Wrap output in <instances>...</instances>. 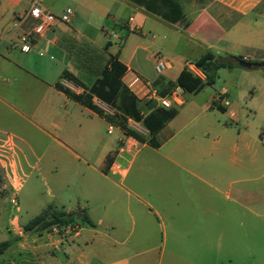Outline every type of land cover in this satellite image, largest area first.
Returning a JSON list of instances; mask_svg holds the SVG:
<instances>
[{"label": "crops", "instance_id": "0c3cea01", "mask_svg": "<svg viewBox=\"0 0 264 264\" xmlns=\"http://www.w3.org/2000/svg\"><path fill=\"white\" fill-rule=\"evenodd\" d=\"M54 1L58 0H37L52 14ZM64 1L73 5L69 22L74 24L55 22L43 35L31 37L25 52L20 38L34 24L26 15L30 0H0V115L12 112L51 140L54 138L45 130L69 141L74 139L85 154L93 155L90 145L94 146L98 138L97 123L106 122L107 130L114 125L55 87L59 82L74 93L82 92L60 79L65 69L76 73L65 49L69 40L86 41L98 49L108 41L97 44L79 30V12L88 18L96 15L103 35L107 32L104 25H111L119 37L127 35L120 50L112 51L111 43L108 47L127 67L124 84L131 75L150 83L160 77L174 81L186 63L193 64L206 52L223 62H234V57L264 62V0H171L181 14L174 22L162 16L166 9L159 0L152 5L149 0ZM165 25L175 29V45L182 43L185 52L175 58V67L171 65L166 73L149 81L132 64L138 46L127 61L121 54L130 35L148 34L153 41L152 31H160ZM188 52L197 56L189 60ZM202 90L182 91L176 116L152 136L144 131L142 140H137L114 126L122 135L118 150L106 144L99 146L94 154L96 167L91 169L104 179H109L107 173L128 178L125 187L113 184L108 201L99 203L101 212L92 219L88 215L91 208L78 203L72 206L67 200L70 206L63 212L83 210L90 225L81 222L77 232L60 235L47 229L28 231L23 236L15 233L16 240L6 239L11 244L0 254L1 264H237L244 235L243 185L254 184L261 177L264 149L258 147L264 148V136L257 138L259 127L234 128L218 117L199 120L201 113L219 111L217 106L226 114L230 105L225 88L208 95L201 105L186 99V94L196 96ZM229 117H234L233 111H229ZM131 123L128 121V126ZM73 129L76 133L69 134ZM11 148L9 140H0V153ZM109 155H115L114 160L106 166ZM118 157L123 168L114 170ZM248 197L259 209L264 204V194L260 195L258 189L248 190ZM122 212L129 218V227L120 219ZM251 214L261 217L257 212ZM133 234L135 240L126 246H121L125 240L118 243L115 238Z\"/></svg>", "mask_w": 264, "mask_h": 264}, {"label": "rangeland", "instance_id": "374dc122", "mask_svg": "<svg viewBox=\"0 0 264 264\" xmlns=\"http://www.w3.org/2000/svg\"><path fill=\"white\" fill-rule=\"evenodd\" d=\"M54 5V12L57 15L62 13L65 8H70L73 11V5L64 0L54 1ZM60 6L63 7L61 11H58ZM77 17L76 23L79 24L77 28L96 40L97 44H104L105 40H108L111 43L112 51L122 48L127 35H121L124 38L122 42L110 37L108 39L101 33V25H99L96 15L88 18L79 12ZM67 24L70 26L74 22ZM104 26L108 33L113 32L111 25ZM142 32L147 34L146 31ZM152 32L155 36L153 41H150L148 34L145 36H141L139 33L130 35L124 52L121 54L122 59L127 61L132 51L138 46L132 64L137 66L140 74L149 81L158 75L154 70L152 54L163 60H169L175 67V58L185 52L182 43L175 45V29L165 25L160 28V31ZM163 34L166 37H163ZM145 46H149V48L143 49ZM185 54L189 60L197 56L196 52ZM231 63V68L217 70L216 78L211 86H205L202 92L196 96L186 94V99L194 100L197 105H201L208 100V95H214L225 88L229 92L228 112L223 114L214 110L208 114L201 113L198 116L199 120L205 117H218L228 126L234 128L237 126L259 127L257 138L264 136V66L244 68L236 62L231 61ZM178 68L179 65L174 73ZM96 105L105 108L102 104ZM229 111L234 112V117H229ZM179 120L180 116L176 118L175 122ZM129 127L139 135L145 134L137 124L131 123ZM107 128L106 122L97 123L98 138L94 146L90 145L92 155L85 154L76 147L74 139L69 141L63 135H52L49 130H45L54 138L51 140L33 126L27 125L22 118L12 112L6 111L5 117L0 115V140H9L12 143V148L9 151L0 153V242L8 237L10 240H16L15 233L25 235L24 225L40 215L48 206L56 211H64L69 205L67 203L69 199L72 206L78 203L84 208H91V212L88 213L91 219L100 214L99 203L108 201L110 197L108 193H112L114 189L113 184L124 188L128 179L112 176L110 173H107L109 179H104L92 172L91 168L96 167L94 154L99 146L106 144L113 148V151L118 150V139L122 135L114 126L111 127V132L108 134ZM72 132L76 133V129L69 130L68 133ZM63 146L71 152L65 150ZM258 148L264 149L262 146ZM114 156L109 155L108 159L112 162ZM120 160L121 158L118 157L116 164L123 168ZM105 163L107 166V161ZM259 172L261 177L257 182L243 185L245 191L244 235L240 239L242 250L238 253L237 264H264V204L259 209L248 197V190L251 189H258L260 195L264 194V162L260 163ZM10 197L15 198V204L9 202ZM251 212H257L261 217L255 218ZM120 219L123 220L124 226L129 227L130 221L127 215L122 212ZM80 223L81 221L75 222L78 230ZM51 228L47 230L51 231ZM56 228L60 229V227ZM35 235L32 236L36 237L37 235ZM115 238L118 243L125 240L124 245L121 246H126L135 240L134 234L128 238H125L124 235H115ZM115 247L119 248V246ZM2 258L3 256L0 257V264Z\"/></svg>", "mask_w": 264, "mask_h": 264}, {"label": "trees", "instance_id": "16d2710c", "mask_svg": "<svg viewBox=\"0 0 264 264\" xmlns=\"http://www.w3.org/2000/svg\"><path fill=\"white\" fill-rule=\"evenodd\" d=\"M157 0H149L150 4H155ZM160 6L166 9L162 16L169 21H176L180 18L178 6L171 0H159ZM120 42L123 38L120 37ZM107 41L103 48L98 49L86 41L69 40L65 49L73 63L76 73L63 70L60 79L80 88L81 93H74L57 82L55 87L63 92L68 98L81 104L92 112L102 116L114 126L118 127L126 136H131L137 140H142L141 135L133 131L128 126V121L138 124L149 136L158 132L168 121L177 114L176 107L162 108L156 107L151 101L139 100L122 82L127 67L118 59V53H110ZM234 62L243 61L241 57H234ZM255 66H264V62H249ZM193 64L201 71L204 80L193 76L183 68L174 81H165L158 78L151 84L156 89L159 96H164L175 87L180 88L185 93H197L205 86H211L216 78L219 68H231V62H223L212 53L206 52ZM96 99L105 105L110 113H105L94 103ZM223 111L220 106L216 107ZM107 156V166L111 162ZM109 160V162H108ZM90 222L83 210L73 212L56 211L48 206L40 215L34 217L24 225V231H42L51 227H64L75 222ZM11 244L10 240L0 242V254H2Z\"/></svg>", "mask_w": 264, "mask_h": 264}, {"label": "built area", "instance_id": "2783aa9c", "mask_svg": "<svg viewBox=\"0 0 264 264\" xmlns=\"http://www.w3.org/2000/svg\"><path fill=\"white\" fill-rule=\"evenodd\" d=\"M26 15L34 20V24L32 25L31 29L20 38L21 50L25 52L29 50L28 41L31 39V37L35 35L36 36L43 35L46 31H48L52 27V25L55 22H60V23L69 22V19L73 15V12L70 8H65L62 11V13H60L59 15H55L43 9L38 4L37 0H30V5L26 12ZM105 35L108 37V39L109 37L114 40L120 39V37L115 31L109 33L105 32ZM153 58H154V70L157 74H161L164 70L168 69L171 66V62L169 60H165V59L163 60L161 58H158L157 55L155 54L153 55ZM184 68L188 72H190L193 76L200 79L204 78L201 71L194 64L186 63ZM125 85L139 100L142 101L149 100L153 102L156 107H162V108L177 107L182 103L181 100L182 90L178 87L173 88L164 96H159L156 92V89L152 86L150 82L145 81L136 75H131ZM64 87L69 88L65 85ZM224 103L227 104L226 102ZM101 109L105 113H110V110L106 107L105 108L101 107ZM141 130L144 131L143 129ZM110 131L111 129L109 128L107 130V133H110ZM113 164H114L113 165L114 170H118L120 168L118 164L116 163ZM9 202L11 204H15L16 200L14 197H10ZM77 230L78 227L74 223L64 226L60 229L56 227L51 228V231L58 235H60V233H66V232L75 233L77 232Z\"/></svg>", "mask_w": 264, "mask_h": 264}, {"label": "water", "instance_id": "95a60500", "mask_svg": "<svg viewBox=\"0 0 264 264\" xmlns=\"http://www.w3.org/2000/svg\"><path fill=\"white\" fill-rule=\"evenodd\" d=\"M227 58L225 57L224 60H226ZM239 66L244 67V68H251L254 67L255 65L246 61H237L236 62Z\"/></svg>", "mask_w": 264, "mask_h": 264}]
</instances>
